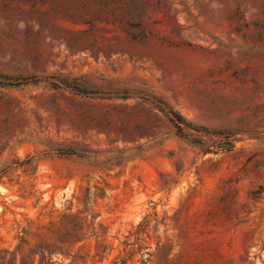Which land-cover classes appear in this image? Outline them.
Returning <instances> with one entry per match:
<instances>
[{
	"label": "rangeland",
	"instance_id": "1",
	"mask_svg": "<svg viewBox=\"0 0 264 264\" xmlns=\"http://www.w3.org/2000/svg\"><path fill=\"white\" fill-rule=\"evenodd\" d=\"M21 244L264 264V0H0V252Z\"/></svg>",
	"mask_w": 264,
	"mask_h": 264
},
{
	"label": "trees",
	"instance_id": "2",
	"mask_svg": "<svg viewBox=\"0 0 264 264\" xmlns=\"http://www.w3.org/2000/svg\"><path fill=\"white\" fill-rule=\"evenodd\" d=\"M110 251V246L99 245L94 248V253L91 255L90 250L80 247L73 256H68L69 262L66 264H87L88 260H91L92 264H97L102 262L105 255L109 254ZM54 254L55 252L48 247H36L34 250H26L21 244L12 251L0 252V264H63L53 260ZM132 257H134L133 252L126 259H121L119 254L110 264H126ZM95 259L97 260L95 261Z\"/></svg>",
	"mask_w": 264,
	"mask_h": 264
}]
</instances>
